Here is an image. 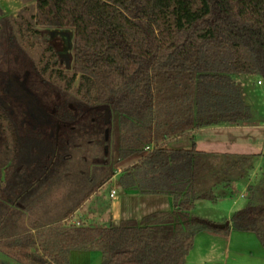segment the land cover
Returning a JSON list of instances; mask_svg holds the SVG:
<instances>
[{
    "label": "trees",
    "instance_id": "trees-1",
    "mask_svg": "<svg viewBox=\"0 0 264 264\" xmlns=\"http://www.w3.org/2000/svg\"><path fill=\"white\" fill-rule=\"evenodd\" d=\"M32 20L16 31L2 25L5 47H15L16 61L33 66L60 96L73 90L76 102L53 96L46 111V93L40 97L27 83L34 97L25 90L20 97L0 74V254L18 264H69L71 251L96 250L101 264H185L198 233L231 230L254 234L264 250V174L228 219L192 214L198 200L230 197L252 157L171 145L202 127L251 119L235 76L264 79V0H36ZM33 25L72 30L71 73L64 62L56 67L62 62L51 47L38 66L25 60L19 42L41 37ZM105 112L117 118V162L135 158L120 171V186L170 195L173 209L100 226L65 220L115 175L102 150L100 165L78 173L85 191L73 206L48 223L34 221V232L21 227L59 180L78 139L101 133L108 145Z\"/></svg>",
    "mask_w": 264,
    "mask_h": 264
},
{
    "label": "rangeland",
    "instance_id": "rangeland-1",
    "mask_svg": "<svg viewBox=\"0 0 264 264\" xmlns=\"http://www.w3.org/2000/svg\"><path fill=\"white\" fill-rule=\"evenodd\" d=\"M35 1L36 0H0V21L3 20V24L0 25V28L2 25L4 26L7 24L9 25L8 27L10 29L16 31L18 29V27L16 26L17 23L23 21H29L33 23L32 16L35 14ZM9 28L4 29L5 31H8L10 30ZM33 28L41 32L40 38L32 35L30 36L27 44L21 42L17 38L18 42L20 41L19 44H22L21 46L24 51L23 56L25 57V60H30L32 61V63H34V65L38 66V62L40 59H43V62H45L46 57H48L50 54L48 48L51 47L58 55V60L62 62L57 63L56 67L63 69V65L66 63L67 69L69 70V73H71L70 71L72 67L74 41L72 30L70 28L43 27L37 25H33ZM5 46L6 44L0 35V74L1 76L7 77L4 78L5 80L9 81V79H24V81L28 83V87L30 85L32 91L40 97H42L43 92L46 93L47 97L45 96L41 98L43 108L46 111L50 112L54 108L53 103H51L54 102L53 96L56 97V99H54L55 103L64 100L67 101L69 105L74 106L76 98L73 90L69 93L64 94L63 96H60L57 90H52L38 79V77L33 72V66L28 65L26 67L21 62L16 61L18 59V55L20 56V54L16 51L15 47H8L10 49L9 51ZM235 79L241 88L242 98L245 104L248 105L251 109V112H253V119L251 120V122H257V120L264 117V79L256 75H236ZM61 85L63 84L61 83ZM105 122L108 124L109 129V135L107 138L108 145H103V136L101 135V133L93 134L92 137H89V135H84L82 138L78 139L75 149L71 147L72 149L68 165L64 168V171L59 172V180L54 183L52 187L46 192L44 200H42L37 205L38 209L45 210L47 208L48 210L49 208H55L56 215H59L60 212L73 206V204L76 203L77 199L81 197L82 192L85 191V188H81L78 185L82 180L78 173L81 171L90 172V170L93 169V165H100L103 162L102 150L108 153L111 161L115 162L114 168L116 169V171L119 170L120 172L126 166L135 161L134 157H130L124 162H117L116 157L119 147L117 118L111 116L108 113L107 121L105 120ZM250 137L252 138V135ZM253 137L254 139L261 138L260 135L257 136V134L254 133ZM248 150H250V154L254 153V151H252L254 149L249 148ZM250 156L252 157V159L254 158L253 155ZM263 165L264 164H262L261 166L263 167ZM83 182L84 180L81 183ZM233 182L234 189L232 190L233 195L231 196L233 198H222L215 203L206 200H198L196 201L195 209L192 211V214L207 219L213 218L212 220L214 221H221L223 220L222 218H224V216L227 214L228 211L226 210H228L234 198L237 199V203L232 207L231 212L234 213L236 210L241 209L246 204V199L239 196L242 189L241 185L244 180L242 181L238 179ZM110 188L116 193L115 200L111 199V201L108 198ZM79 191L81 193H79ZM99 193L103 205L111 204L112 206V204L117 203L121 207V216L123 218H129L131 215L136 216V214L138 213L145 214L149 209V204L145 202L146 199H149L148 197H142L139 198L141 200H137L135 197L127 195L123 192V188L120 186L118 179H112L111 182L107 183L102 188V190L99 191ZM94 198L95 196L92 199L94 200ZM162 199L164 200V198ZM91 206L95 207L94 210L98 211V209H96L98 205L94 206V204H91ZM161 207L169 208L168 210L173 209V205L171 204V202L169 204L165 203L164 205H161ZM84 209V214L82 213V216H86L87 213L91 211V207H89V204L86 205ZM87 216L85 218V223H99V221L96 222L95 218H93V216L96 217L95 214H93V216L91 215L92 218L90 216L88 218ZM31 217L32 216L29 214V216H27L26 218L27 220H24V223L29 224L31 222ZM68 222H70V220ZM80 224L83 223H81L80 221ZM21 227H23V224H21ZM73 259H75V262L79 264H101L102 262V259L98 262L96 260H93L91 256H87L84 254H74Z\"/></svg>",
    "mask_w": 264,
    "mask_h": 264
},
{
    "label": "crops",
    "instance_id": "crops-1",
    "mask_svg": "<svg viewBox=\"0 0 264 264\" xmlns=\"http://www.w3.org/2000/svg\"><path fill=\"white\" fill-rule=\"evenodd\" d=\"M251 110V109H250ZM252 117L249 121L240 123V124H220L214 126H207L196 129L192 132L189 138L179 139L177 141H172L171 145L178 148H189L191 145H194L197 150L204 151L210 154H219V155H253L252 159V168L249 171L248 175L240 178V180H244L242 183V189L240 192V197L245 198L246 187L252 182L257 181L262 174H264V117L257 120V122L252 123ZM253 133L260 135V139H254ZM252 135V138L250 136ZM249 136V137H248ZM249 148L254 150V153L250 154ZM255 161V162H254ZM132 164V163H131ZM129 164V165H131ZM120 175L119 170L116 171L115 175L107 182H105L102 186H100L95 192H93L79 207H77L65 220L70 219L74 223H83L87 226H100L104 225L108 222H116L123 219H135L139 220L144 215L155 212V211H170L169 208H162L161 205L165 203L173 205V199L170 195L166 194H141L137 190H126L123 189V192L131 197H135L137 200H141L139 198L148 197L146 199V203L149 204L148 210L145 214H136V216H130L129 218H123L121 207L114 203L103 205L101 201V197L99 196V191L112 179H118ZM250 175V176H249ZM258 175V177H257ZM253 178V179H252ZM234 182L231 183V190L234 189ZM113 189V188H112ZM111 188L109 189L108 198L115 200L116 193L113 197H110ZM233 195V192L231 196ZM95 196L94 200L92 199ZM166 196V197H164ZM230 196V199L233 198ZM164 198V200L162 199ZM104 199V198H103ZM171 200V201H170ZM93 202V203H92ZM104 203V202H103ZM164 203V204H163ZM237 203V199L232 200V204L229 206L227 214L222 218L223 220L228 219L232 214V207ZM89 204L91 207V211L87 213V217L93 216L96 222L99 221L98 224L88 222L85 223L86 216H82L84 214V207ZM98 205L96 209L91 206ZM160 205V206H159ZM152 207V208H150ZM93 208V210H92ZM106 209V212H105ZM32 216L31 222L29 224H25L24 220L29 216ZM55 208H47L45 210L38 209L37 205L31 213H26L21 220V224L29 231L34 232V221L44 220V224L48 223L45 221H49L51 219H55L56 217ZM92 218V217H91ZM211 221L213 218H208ZM221 219V218H220ZM27 220V219H26ZM63 220V221H65ZM216 220L214 222H222ZM23 221V222H22ZM33 224V225H32ZM74 254H84L87 256H91L93 260L100 261L102 259V254L96 250H73L69 254V264H79L75 262ZM0 263L1 264H18L12 259L0 254ZM185 264H264V250L259 244L258 239L252 233L248 232H237L231 230L227 235L213 233L209 231H202L198 233L194 239L193 248L190 250L189 254L186 257Z\"/></svg>",
    "mask_w": 264,
    "mask_h": 264
},
{
    "label": "flooded vegetation",
    "instance_id": "flooded-vegetation-1",
    "mask_svg": "<svg viewBox=\"0 0 264 264\" xmlns=\"http://www.w3.org/2000/svg\"><path fill=\"white\" fill-rule=\"evenodd\" d=\"M9 82L11 84V88L12 90L16 93V95L20 96V97H23L25 95L24 91L25 90L26 92H28V90H26L27 88V83L26 81H24V79L20 80V79H17V80H10L9 79ZM27 96H29L31 99L34 97L33 95H31V93H26Z\"/></svg>",
    "mask_w": 264,
    "mask_h": 264
},
{
    "label": "built area",
    "instance_id": "built-area-1",
    "mask_svg": "<svg viewBox=\"0 0 264 264\" xmlns=\"http://www.w3.org/2000/svg\"><path fill=\"white\" fill-rule=\"evenodd\" d=\"M114 194H115V191H114V190H111V192H110L109 196H110V197H113V196H114Z\"/></svg>",
    "mask_w": 264,
    "mask_h": 264
},
{
    "label": "water",
    "instance_id": "water-1",
    "mask_svg": "<svg viewBox=\"0 0 264 264\" xmlns=\"http://www.w3.org/2000/svg\"><path fill=\"white\" fill-rule=\"evenodd\" d=\"M107 114H108V112H105V120L107 121Z\"/></svg>",
    "mask_w": 264,
    "mask_h": 264
}]
</instances>
